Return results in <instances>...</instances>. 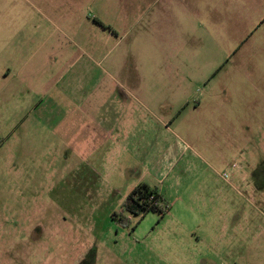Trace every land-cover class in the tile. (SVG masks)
<instances>
[{
  "label": "rangeland",
  "instance_id": "1",
  "mask_svg": "<svg viewBox=\"0 0 264 264\" xmlns=\"http://www.w3.org/2000/svg\"><path fill=\"white\" fill-rule=\"evenodd\" d=\"M0 264H264V0H0Z\"/></svg>",
  "mask_w": 264,
  "mask_h": 264
},
{
  "label": "trees",
  "instance_id": "2",
  "mask_svg": "<svg viewBox=\"0 0 264 264\" xmlns=\"http://www.w3.org/2000/svg\"><path fill=\"white\" fill-rule=\"evenodd\" d=\"M163 196L155 187H151L147 183H139L135 185L121 205V211L112 214L113 220L119 223L128 222V214L138 215L147 212L163 214L166 206L162 203Z\"/></svg>",
  "mask_w": 264,
  "mask_h": 264
},
{
  "label": "crops",
  "instance_id": "3",
  "mask_svg": "<svg viewBox=\"0 0 264 264\" xmlns=\"http://www.w3.org/2000/svg\"><path fill=\"white\" fill-rule=\"evenodd\" d=\"M12 34H10L9 35V37L11 36ZM4 76L5 77H7L5 74H4ZM80 126V125H79ZM78 126V127H79ZM84 129H88L86 132H85V137L86 138H88V139H90L91 137H92V139H93V144H92V149H94V150H103V154H105L106 155V152L108 153V152H111V150L114 148V144H112V145H108V143L107 142H110V139H109V136H110V132L107 130V131H104V130H100L99 132H97L98 134H97V136H98V139L96 140V139H94V133H95V135H96V130H95V126L94 127H88V125L87 126H85L84 127ZM83 129V130H84ZM87 139V140H88ZM96 142H98V143H96ZM105 145H107V146H105ZM117 145H119L120 146V144L119 143H117ZM97 146V147H96ZM118 146V147H119ZM117 147V148H118ZM106 152H105V151ZM105 155H104V157H105ZM172 160V159H171ZM104 163H106V162H104ZM149 185V184H148ZM151 186V185H150ZM151 187H155L156 189H157V191L159 192V193H161L159 190H158V188L156 187V186H151ZM132 189V188H131Z\"/></svg>",
  "mask_w": 264,
  "mask_h": 264
}]
</instances>
